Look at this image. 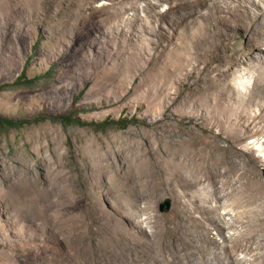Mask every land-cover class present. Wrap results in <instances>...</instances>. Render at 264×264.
Returning <instances> with one entry per match:
<instances>
[{
	"label": "rangeland",
	"instance_id": "obj_1",
	"mask_svg": "<svg viewBox=\"0 0 264 264\" xmlns=\"http://www.w3.org/2000/svg\"><path fill=\"white\" fill-rule=\"evenodd\" d=\"M79 1L0 0V117L23 122L0 130V264H80L82 246L88 255L117 250L110 264L126 247L114 237L132 214L141 220L157 215L160 229L176 225V200L184 192L179 180L197 170L205 175L202 191L212 197L218 190L219 206L242 202L232 216L218 212L226 229L219 236L211 225L212 237L220 244L229 239L234 248L247 228L232 217L251 212L252 225H261V248L241 238L248 251L238 249L235 258L264 257V135L235 142L195 115L193 102L204 97L205 84L187 80V71L175 75L168 51L159 47L184 11L173 8L174 0H132L135 8L122 13L135 22L118 25L108 22L113 0H95L84 15ZM148 3L158 6L146 9ZM155 11L169 18L144 30L140 17ZM252 33L246 19L220 35V52L231 61L212 72L217 82L246 73L236 81L243 93L257 74L237 62L264 58V43ZM138 40L145 41L143 49ZM25 65V78H38L28 88L15 85ZM251 111L259 114L255 106ZM171 163L186 171L169 178ZM166 199L169 210L161 212ZM144 227L154 231L153 224Z\"/></svg>",
	"mask_w": 264,
	"mask_h": 264
},
{
	"label": "bare ground",
	"instance_id": "obj_2",
	"mask_svg": "<svg viewBox=\"0 0 264 264\" xmlns=\"http://www.w3.org/2000/svg\"><path fill=\"white\" fill-rule=\"evenodd\" d=\"M131 1L113 0V5L109 7L112 9L110 10L112 16L108 22L118 25L134 23L132 18H125L122 13V10L128 9V5H130V9L135 8L132 5L135 2ZM94 3L95 0H80L78 11L84 15L88 9L93 8ZM157 6L158 3H148L145 8L155 9ZM172 6L175 9L181 8L184 13L173 19L176 30L169 40H164L165 45L162 41L159 47L166 48L165 50L168 51L167 56L171 61L170 68L176 71L175 75L187 71V80L189 78L192 80L201 79L205 84L204 97L193 102V107L197 111L195 115L201 118L205 125L211 127V131L218 128L220 135L225 132V137L234 139L235 142H241L250 135L259 133L264 135V58H248L237 62L245 66L247 73L257 74L254 76V86L247 92H241L236 86V81L242 80V78L244 80L246 73L234 81H228L226 78L217 82L212 78V72L216 68L231 61L220 52L221 48L217 44L220 35L231 34L236 29H240L241 22L247 19L253 30V38L258 40L261 45L264 43V0H174ZM203 9H207L208 12L202 14ZM166 17H168L167 14L155 11L152 16L145 15L140 17V20L146 30L153 26L155 21L164 20ZM162 25H164L163 30H166L165 22ZM150 36H152L151 33ZM132 42L135 44L134 41ZM138 44L140 49H143L142 45L145 44V41L138 40ZM214 63L216 66L211 67ZM188 68L190 69L188 70ZM207 68H209L208 72ZM203 74H205L204 78H202ZM224 74L225 77L230 76V70ZM227 106L235 112L233 115L225 108ZM254 106L258 108L259 114L254 115V110L251 111ZM252 127L257 129L251 130ZM235 146L236 143L233 147ZM168 168H170L167 170L168 176L172 179L178 178L182 171H186L182 164L171 163ZM204 176L202 171L197 170L195 174L179 180L181 188L184 185V192L176 200L175 226L168 227L165 223L162 226L166 227L160 229L159 225L162 222L159 221L157 215L141 220L138 215L132 214L134 219L129 220L126 224L127 227L122 231L117 230V235L114 237L126 247L121 249L119 256L114 258L110 264H119L120 262L125 264H259V258H264L261 254H256V256L245 260L235 258L238 249L244 248L248 251V247L246 248L242 244L241 238H245L244 240L249 243H256L257 250L261 248L262 239L260 240L259 237L262 231L261 228L259 229L261 225L259 227H257L259 224L252 225L254 220L251 219V212H240L232 217L233 223L247 228L242 236L236 238L239 244H236L234 248L228 245L229 239L225 238L224 244H220L217 238L212 237L211 225L218 231L219 236H223L226 229L224 219L221 217L217 219L218 212L224 209L227 212L226 215L230 216L231 209L240 207L242 202L234 200L230 205L225 203L219 206L217 203L222 199L218 196L217 189L213 191L212 197L202 191L203 188L200 184L203 182ZM232 194L233 192H227L225 196L230 197ZM147 210L148 208H146ZM146 223L154 225L152 233H149L144 227ZM191 229L198 230L197 234L200 231V235L195 236V232H191ZM195 237H201L202 249L193 245V243L199 242V239L197 240ZM117 253V250L112 249L108 252L106 250L104 252L97 251L93 255H88L85 246H82L78 249V259L80 264H101L104 261L108 264L107 258H113Z\"/></svg>",
	"mask_w": 264,
	"mask_h": 264
},
{
	"label": "trees",
	"instance_id": "obj_3",
	"mask_svg": "<svg viewBox=\"0 0 264 264\" xmlns=\"http://www.w3.org/2000/svg\"><path fill=\"white\" fill-rule=\"evenodd\" d=\"M25 69H26V65L23 67L18 79H17V82L15 83L16 86H23V87H31L35 84L36 80H38V78H34V79H31V80H27L25 78ZM54 120H58L59 122H65L66 124H71V123H75V124H78L80 126H85L84 123H81L80 121L76 120V119H60V118H56ZM111 123V121H108ZM22 121L21 122H17V121H13V120H10V119H5V118H2L0 117V130H3V129H8V128H13V127H16V126H20L22 125ZM64 123V124H65Z\"/></svg>",
	"mask_w": 264,
	"mask_h": 264
},
{
	"label": "water",
	"instance_id": "obj_4",
	"mask_svg": "<svg viewBox=\"0 0 264 264\" xmlns=\"http://www.w3.org/2000/svg\"><path fill=\"white\" fill-rule=\"evenodd\" d=\"M170 207V202L169 200H165L163 204L160 205V211L161 212H167L169 210Z\"/></svg>",
	"mask_w": 264,
	"mask_h": 264
}]
</instances>
